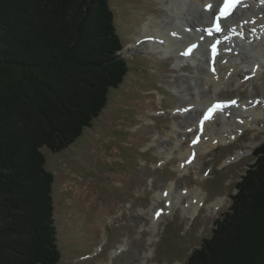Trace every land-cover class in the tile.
Masks as SVG:
<instances>
[{
	"label": "rangeland",
	"instance_id": "1",
	"mask_svg": "<svg viewBox=\"0 0 264 264\" xmlns=\"http://www.w3.org/2000/svg\"><path fill=\"white\" fill-rule=\"evenodd\" d=\"M175 3L110 0L129 71L119 87L110 89L107 106L70 146L61 152L42 148L45 167L54 174L58 264H189L193 251L230 209L237 182L254 162L252 151L264 141L263 116L234 139L204 146L187 173L176 170L187 162L183 156L195 135L189 127L197 116L172 111L178 106L185 110L195 97L208 98L221 89L219 99L259 96L261 101L264 67L260 77L246 76L241 85L251 72V66L241 64L234 78L217 90L203 78L208 64L183 66L186 61L177 59L174 48H155L154 41L138 45V38L150 33L146 25L172 27L177 19L165 4L171 8ZM255 103L252 115H246L247 107L239 112L244 117L264 114L261 103ZM173 124L179 125L178 133ZM213 137L208 133L205 143ZM168 155L173 158L166 159ZM197 187L206 203L221 197L226 204L218 211L214 205L203 207L191 216L192 209L184 211L189 197H178L185 188ZM158 209L165 210L163 215L157 216ZM119 244L126 249L112 255Z\"/></svg>",
	"mask_w": 264,
	"mask_h": 264
},
{
	"label": "trees",
	"instance_id": "2",
	"mask_svg": "<svg viewBox=\"0 0 264 264\" xmlns=\"http://www.w3.org/2000/svg\"><path fill=\"white\" fill-rule=\"evenodd\" d=\"M122 49L110 0H0V264L59 263L42 148L92 125L129 71ZM252 154L189 264H264V141Z\"/></svg>",
	"mask_w": 264,
	"mask_h": 264
},
{
	"label": "bare ground",
	"instance_id": "3",
	"mask_svg": "<svg viewBox=\"0 0 264 264\" xmlns=\"http://www.w3.org/2000/svg\"><path fill=\"white\" fill-rule=\"evenodd\" d=\"M163 2L165 3L166 1ZM219 3L220 0H190L187 3H185V0H178V3H175L171 8L169 7L170 3L165 4L172 11L173 19H177V21L173 20L172 27L165 25L153 28L154 26L146 25L145 30L150 33L140 36L136 43L141 41L139 44H144V42L147 41H154L153 44L155 48L161 47V45L164 47L165 51H170V48H174L177 59L182 62L186 61L190 65L191 63L195 64L201 61V67H203L204 64L210 66V52L208 49L209 42L202 40L201 36L204 27L210 25V21L216 13ZM194 8H197V12H194ZM226 26L230 32L234 33V37L225 41L224 47L218 58L217 70H208V72L205 70L203 71V78L206 80V84L213 85L217 90H219L223 84L229 83V81L234 78L233 76L237 74L239 71V65L241 64L246 68L251 66V73L254 74V79L260 77L264 67V0L240 4L235 10L233 16L226 20ZM198 38L200 41L199 48H197L193 54L187 55L185 48L190 42L195 41ZM225 51L230 53L225 54ZM249 78L250 77H248V79ZM246 82L247 80L244 78L241 80L240 84L244 85ZM220 93H222V89L208 98L195 97V101L193 100L189 105H186L185 110L178 106L172 111V113L178 115L188 112L192 114V116L198 117V112H203L211 102L219 99L218 97H220ZM263 100H257L256 97H251L245 101L238 100L235 107L223 111L222 115L216 114L214 118L208 122L205 134L203 135L202 140L198 142L197 146L190 143V146L186 147L187 151L185 150L187 155L183 156L184 151L180 153V155L183 156V163L184 161L187 162L185 164H180L176 170L182 175L189 171V168L195 162V160L189 156L192 150L197 149L200 153L204 146L208 149L209 147L226 143L228 139H234L235 136L240 134L241 131H243V128L249 125L253 126V122H256L257 120L256 118L263 117L264 114L244 117V115L239 112V109L247 107L248 110L246 115H252L254 107L258 106L255 102L259 104L261 103L264 108ZM194 125L196 126V129H193ZM179 128L178 124H173L174 133H178L180 130ZM189 128L191 131L195 130V133H198L197 123L192 124ZM208 133H212L214 137L210 139L209 143H205ZM180 143L179 140L176 146H180ZM171 158L173 157H170L169 155L166 157L168 160ZM173 184V182L169 184V188ZM189 188H185L182 191L178 197V201L182 200L184 195L189 197L187 206H184V211L192 209V212L190 213L191 216H194L198 210L203 207L211 209L214 205L216 211H218L220 207H223L226 204V200L221 197L215 202L206 203L205 194L202 188L197 187L191 190ZM168 192L170 193L169 189L166 194ZM169 200L172 201L171 199ZM170 205H172V203ZM157 218L158 217L155 219ZM126 247L125 244H119V247L112 250L111 254L116 255L120 251L125 250ZM151 251L152 249L150 252ZM150 252H148L146 256H149V254H151Z\"/></svg>",
	"mask_w": 264,
	"mask_h": 264
},
{
	"label": "snow or ice",
	"instance_id": "4",
	"mask_svg": "<svg viewBox=\"0 0 264 264\" xmlns=\"http://www.w3.org/2000/svg\"><path fill=\"white\" fill-rule=\"evenodd\" d=\"M234 7H235V3H233L232 0H226L225 8L221 10L219 16L217 17L218 22L214 25L215 31H223V28L219 24V20L221 18L227 17L232 11V8Z\"/></svg>",
	"mask_w": 264,
	"mask_h": 264
}]
</instances>
